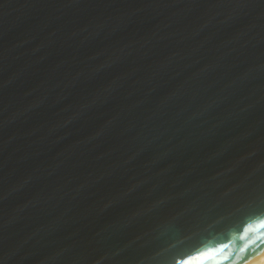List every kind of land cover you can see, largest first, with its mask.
I'll list each match as a JSON object with an SVG mask.
<instances>
[{
	"label": "water",
	"instance_id": "obj_1",
	"mask_svg": "<svg viewBox=\"0 0 264 264\" xmlns=\"http://www.w3.org/2000/svg\"><path fill=\"white\" fill-rule=\"evenodd\" d=\"M262 251L264 0H0V264Z\"/></svg>",
	"mask_w": 264,
	"mask_h": 264
},
{
	"label": "bare ground",
	"instance_id": "obj_2",
	"mask_svg": "<svg viewBox=\"0 0 264 264\" xmlns=\"http://www.w3.org/2000/svg\"><path fill=\"white\" fill-rule=\"evenodd\" d=\"M241 264H264V251L258 253Z\"/></svg>",
	"mask_w": 264,
	"mask_h": 264
}]
</instances>
